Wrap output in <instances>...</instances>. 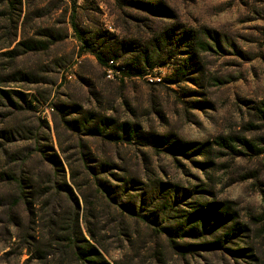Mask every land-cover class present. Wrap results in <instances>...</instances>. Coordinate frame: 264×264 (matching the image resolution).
I'll list each match as a JSON object with an SVG mask.
<instances>
[{"label": "rangeland", "instance_id": "1", "mask_svg": "<svg viewBox=\"0 0 264 264\" xmlns=\"http://www.w3.org/2000/svg\"><path fill=\"white\" fill-rule=\"evenodd\" d=\"M79 230L112 264H264V0H0V264H77Z\"/></svg>", "mask_w": 264, "mask_h": 264}, {"label": "trees", "instance_id": "2", "mask_svg": "<svg viewBox=\"0 0 264 264\" xmlns=\"http://www.w3.org/2000/svg\"><path fill=\"white\" fill-rule=\"evenodd\" d=\"M74 28L76 30V34L77 37L79 39V41L81 42V45L83 47V51H89L92 52L98 59L99 63L101 65H107V61L108 58H106L104 56V51L103 46H106L105 44H98L95 43H90L89 40H86V38H84L81 35V30L79 29L78 25L74 22L73 23ZM170 36H163L160 37L156 40L155 46H156V52H158L161 49H165L167 48L169 45H171L170 43ZM124 47V45H123ZM126 52V49L124 50ZM117 55L113 54V57H116ZM159 57L160 55L154 59V63L151 62L150 59V54L146 53L145 56V60L146 62L149 64L150 68L154 67V66H162L164 64H162V62H159ZM128 71H134V72H140V68L138 66H131L128 68ZM107 121L108 123L111 121L110 118H106L103 119L102 122ZM125 128L127 127L126 124ZM100 126H94V130L95 131H102L100 130ZM126 130V129H125ZM103 134L104 135H108L111 138L114 139H118V138H122L123 136H119L117 133H107V129L103 130ZM127 132V136L130 137V135L128 134V130ZM225 218V216L222 214V221L220 222V226L216 227L213 229V231L219 229V227H222L223 225H225V222H223V219ZM206 222V221H205ZM75 225H79L78 220L75 222ZM204 227L205 230L209 229V224L208 223H204L202 225ZM237 228H233V231H235ZM234 233V232H233ZM229 238V233H226L223 237H219L217 238L215 241L211 242V243H207V244H198V243H193V242H185L182 244H175L172 241V245L182 254V255H187V253L190 252H195L198 250V248H202L204 249V246L207 245H223V243L226 241V239ZM56 240L54 245H61L62 243H67V246L65 247V249L70 250L71 254L73 255V257H75L76 259V263L78 264H112L110 261H108L105 256L103 255V253L101 252V250L98 249V247L96 245H94L93 243H91L89 240H87L84 235L79 231L77 232H70V231H66L65 236L62 237V240ZM113 264H130L129 262H124L121 260H116L114 261Z\"/></svg>", "mask_w": 264, "mask_h": 264}, {"label": "built area", "instance_id": "3", "mask_svg": "<svg viewBox=\"0 0 264 264\" xmlns=\"http://www.w3.org/2000/svg\"><path fill=\"white\" fill-rule=\"evenodd\" d=\"M109 71H111V70H109ZM109 74H108V76L110 77L111 76V73L110 72H108Z\"/></svg>", "mask_w": 264, "mask_h": 264}]
</instances>
